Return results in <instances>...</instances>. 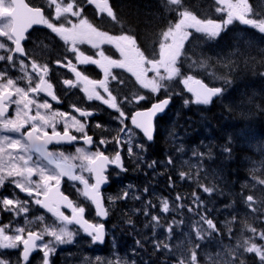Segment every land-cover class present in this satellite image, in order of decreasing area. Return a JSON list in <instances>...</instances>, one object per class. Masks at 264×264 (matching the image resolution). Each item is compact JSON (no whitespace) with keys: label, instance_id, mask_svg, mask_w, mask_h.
Segmentation results:
<instances>
[{"label":"snow or ice","instance_id":"snow-or-ice-1","mask_svg":"<svg viewBox=\"0 0 264 264\" xmlns=\"http://www.w3.org/2000/svg\"><path fill=\"white\" fill-rule=\"evenodd\" d=\"M173 3L174 0H167ZM87 3L94 5L99 13H106L108 17L116 19L109 0H87ZM219 5L217 12H226L227 18L223 23L213 20L201 21L195 17H191L184 13L182 18L178 19L175 30L172 31L167 39L169 45V55L160 62V65L152 68L154 76L157 79H142L137 77L138 84L151 92L159 94L161 90L168 89L166 81H172L181 76V68L178 66L180 53L183 52L185 44L189 38L195 33L205 34L209 40L217 39L221 36L223 29H226L234 21L238 20L242 25L251 26L257 29L259 33L264 34V19H249L248 15L252 11L248 0H217ZM49 7L54 6V20H64L71 25L66 27L64 23L57 26L52 20L47 18L41 7L30 6L25 0H0V8H3L5 14L0 15V38L10 42L14 47H9L5 42L0 41V50L8 55H0V61H7L12 67H15L14 54L25 57L27 54L23 47V42L28 39V34L34 26H45L60 37L66 45H69V51L75 54V61L65 57L66 63L60 60L56 63L74 74L75 79H64L63 85L68 88H77L86 96L88 101H99L108 109H112L117 114L113 117L118 121L120 128L117 136L114 138L117 149L113 155H106L98 146L95 151H86L84 147L75 149L76 155H65L63 151L52 152L48 150L50 144H72L78 140H82L83 144L91 147L94 143L93 136L87 132V118L94 116L96 113L82 109L73 105V110L80 118H85L82 122L70 112L52 110V103L48 99L41 101L39 97L44 94L50 97L51 101L59 103L54 86L47 79L49 75V67L47 64L39 65L35 61L31 62V74L27 71V65L24 60L19 61V70L24 73L23 77L11 78L8 76V69L0 71V188H4L6 182L18 189L19 192L26 194L32 198V203L46 209L51 216L54 217L52 223H44L45 217L36 218L42 228L33 230L32 220L27 219L26 214L29 212V201L19 199L15 193L8 195H0V206L5 212H10L14 216L25 214L23 225L13 226L11 222L0 225V250H15L22 248L20 253L23 264H29L33 253H42L41 264H51V255L57 251L58 245H66L74 243V238L79 232L73 230L70 226H79L92 243H104L105 225L103 223H94L85 218L86 207L74 202L69 195H65L61 191L63 178L74 182L73 187L91 206L95 208L97 217L106 218L108 210L104 205V197L102 195V186L109 182L108 168L115 166L121 171H127L124 167L121 149L123 144H127V152L129 156L136 155L133 151V141L136 138V131L139 130L147 141L154 139L155 120L158 115L165 114L166 109L172 102V92L162 98L151 103L150 107H139L132 111H127L128 105H141L149 99L143 94H132L118 98L109 88V80L117 81V76L112 70L119 65L113 63L112 58L105 54L103 45H112L123 55L121 42L119 40H110L106 34L101 33L98 28L88 22L86 18L79 19V23H73L70 17L79 18L82 16L83 8L71 2L63 3V0H48ZM88 44L95 49L94 55H86L80 50L79 45ZM155 63V62H154ZM206 63V62H205ZM78 65H95L103 73V79H90L82 71L78 70ZM162 65V66H161ZM147 66V65H146ZM204 66V64H201ZM35 74L36 82L33 81ZM27 81L25 87L18 84V80ZM188 93H191L192 99H184L185 106L189 104L210 105L214 97L220 96L224 89L222 87H210L202 80L196 79L192 75L184 77L181 81ZM122 83V81H120ZM102 90V91H101ZM103 93V94H102ZM106 94V95H105ZM15 106V115L10 116L9 110ZM43 110V111H42ZM34 112V114H33ZM63 124L62 131L57 126ZM96 128H103V125L97 123ZM47 129H51L49 133ZM82 134L81 136L73 135L72 131ZM120 133L124 134L122 139ZM9 134H16L15 136ZM108 141L100 139L99 145L107 147ZM141 152L146 151L144 143L135 145ZM230 149H225L229 152ZM35 155V159H34ZM196 155V153H194ZM199 155L203 156V153ZM142 159V157H140ZM79 160V164L72 163ZM42 161L46 163H42ZM172 163L169 158L168 164ZM156 161H152L148 166L154 167ZM51 166V167H49ZM79 169V173L77 172ZM88 173L93 182H89L82 173ZM38 179L34 180L33 177ZM184 172L180 173L181 179L185 178ZM171 181V177L169 178ZM78 182L81 188L76 187ZM264 184V180L259 181ZM131 187V185H129ZM203 192L211 194L215 189L213 187H205L201 185ZM147 192V189H145ZM127 191L123 192V196L128 197ZM193 203L202 205L203 201L193 192ZM43 197V199H41ZM134 199H140L134 196ZM109 200H115L116 197H108ZM177 200L181 197L178 195ZM248 201H252L253 197L249 195ZM151 202H149L150 204ZM251 207V205H249ZM155 207V205H152ZM62 209H68L70 215H66ZM164 213L169 212V203L165 199L162 202ZM189 212L193 209L190 207ZM144 215H149L148 211H144ZM201 221L207 225V229L217 231V226L213 219H209L202 215ZM235 219V218H233ZM151 220L159 226V216L152 215ZM132 223L131 220L128 221ZM248 230L254 235H259L264 240V232L257 233L255 227L248 226ZM167 231H172L169 225ZM203 228H197L196 234L200 239L204 238ZM209 235L211 233H208ZM49 237L51 239H46ZM138 245L141 241L137 240ZM156 249L161 248L160 244L155 245ZM196 247H199L197 245ZM163 248L167 249L168 245L163 244ZM242 250V251H241ZM243 252L255 253L261 264H264V244H257L251 237L238 241L237 248L232 251V255H242ZM0 264H12L6 255L0 251ZM19 264V262H18ZM127 264V262H125ZM180 264H185L180 261ZM187 264H198L197 253L193 250ZM235 264V261H233ZM239 264H244L243 260Z\"/></svg>","mask_w":264,"mask_h":264},{"label":"trees","instance_id":"trees-1","mask_svg":"<svg viewBox=\"0 0 264 264\" xmlns=\"http://www.w3.org/2000/svg\"><path fill=\"white\" fill-rule=\"evenodd\" d=\"M181 1L182 6L173 5L174 9L168 11L163 0H109L116 19H102L99 27L114 36L131 37L145 56L157 59L161 34L169 23L175 25L182 11L198 18H213L215 0ZM234 38L231 29L213 41L201 35L189 38L183 62L190 66L206 62L205 72L197 74L224 92L211 105L185 106L184 99L191 100L192 95L170 88L172 105L157 119L153 142L146 144L142 159L133 158L126 166L124 179L133 192L127 191L128 197L120 201L121 218L113 223L122 232L126 247L141 241L135 248L139 251L138 264L168 263V257L153 248L146 234L152 223L150 213L156 208L151 203L161 197L176 201L179 195L183 210L191 207L202 211L220 232L230 233L236 245L253 238L248 226L264 232V184L259 182L264 180V47L262 42L247 39L242 45ZM226 148L230 151L225 152ZM152 161L156 164L150 168ZM181 172L186 174L183 179ZM201 185L215 190L205 193ZM193 192L202 205L193 203ZM249 195L252 201L247 200ZM145 210L149 215H144ZM235 260L237 264L240 260L261 264L255 253L243 252Z\"/></svg>","mask_w":264,"mask_h":264},{"label":"flooded vegetation","instance_id":"flooded-vegetation-1","mask_svg":"<svg viewBox=\"0 0 264 264\" xmlns=\"http://www.w3.org/2000/svg\"><path fill=\"white\" fill-rule=\"evenodd\" d=\"M26 3H29L30 6L33 7H41L44 10V14L47 18L52 20L57 26H59L61 23H64L66 27H70L71 25L67 24V21L64 20V18H61V20H54V6L49 7L48 0H25ZM71 2V0H63V3ZM75 3L78 5V3L75 0ZM79 6L83 8L82 16L79 18L76 17H70L73 21V23H79V19L86 18L89 23H91L94 27L98 28V22L101 20V16H107L106 13H99L98 10L95 8L94 5H90L87 3V0H81L79 3ZM5 11L3 8H0V15L5 14ZM103 14V15H102ZM0 23H3V21H0ZM99 30V28H98ZM101 33H103L101 30H99ZM108 38V37H107ZM110 40H121L120 38H108ZM0 41L5 42L9 47H14L10 42H7L3 38H0ZM121 42V41H120ZM123 55H121L114 46L112 45H103V50L105 51V54L110 56L112 58L113 63L119 65V67H116L112 70L113 74L117 76L119 72L125 73L129 76L134 71L138 75V77L143 78V75L141 74L140 69L134 70L135 68L138 69L140 66V58L138 56V53L136 49L131 45L127 47H122ZM23 47L25 48L26 56L21 57L19 54H14V61H15V67H12L7 61H0V71L4 70L5 68L8 69V76L11 78H17V77H23L24 73L20 72L19 70V61L24 60L25 64L28 66L27 71L31 74V62L35 61L39 65H45L47 64L49 67V75L47 79L49 82H51L54 86V91L56 95L59 98V103L55 101H51L50 97H46L44 94H41L39 99L43 101L44 99H48L50 103H52V110H58V111H65L70 112L74 115H77V118L81 119L82 122L85 118H80L77 113L73 110V105L80 107L82 109H87L95 112L96 114L92 117L87 118L88 128L86 129L88 134L93 136V145L91 147H88L83 144L82 140L76 141L74 144L68 146V145H52L48 149L52 152H59L63 151L65 155L74 156L76 155L75 149L77 147H84L86 151H95L96 148L99 146L101 151H104L106 155H113L117 149V145L115 143V137L118 134V130L120 128V125L118 121L113 119L114 116H116L112 109H108L107 106L103 105L99 101H88L86 99V96L84 93L80 90L79 87L77 88H68L67 86L63 85L62 81L64 79H75L74 74L68 71L67 68L59 66L56 61L60 60L63 63H66V60L64 59L67 57L68 59H72L73 63H76L75 61V54L70 52L69 45H66L63 40L60 39L59 36H57L55 33L51 32L50 29L46 28L45 26H34L33 29L29 31L28 39L23 42ZM79 48L81 51H83L86 55H94L95 49H92L90 45L88 44H81L79 45ZM12 53H6L3 50H0V55H8ZM78 70L82 71L85 75H88L90 79L100 80L103 79V73L102 71L97 68L95 65H78ZM33 75V81L36 82L35 74ZM18 84L21 87H25L27 84V81L24 79L18 80ZM113 86V94L115 95L116 87L118 86L115 81L109 80V88L112 91ZM102 91V90H101ZM103 94V93H102ZM106 95V94H105ZM15 106L10 108L9 115L14 116ZM43 111V110H42ZM34 114V112H33ZM97 123H100L103 125V128H96L95 125ZM58 130L62 131L63 124H59L57 126ZM47 131L50 133L51 129H47ZM72 131L73 135H77L78 137L82 134L76 133L74 130ZM15 136L16 134H9ZM121 138H124V134L120 133ZM106 139L108 141H111L108 143L107 147L100 146L99 140L100 139ZM121 155L123 158V163L125 159V144L122 145L121 149ZM34 155V159H35ZM42 163H45L42 161ZM72 163L79 164V160H74ZM51 167V166H49ZM79 169H77V172L79 173ZM119 171L118 168L115 166H109L108 168V174L110 176L116 175V173ZM85 175L86 178H89V182L91 183L92 180L89 177L88 173H82ZM34 180H37L38 177L34 176ZM74 183V182H73ZM73 183L68 180H62L61 189L66 194L69 195L70 198L77 203H81L86 207V213L85 218H87L89 221L98 223V219L93 211V208L91 204L86 201L79 192L76 191V188L73 187ZM76 183L77 188H81L82 186ZM11 188H14L13 185L10 184ZM19 192L18 189H15ZM1 191H5V189L1 188ZM23 197H27L26 194L19 192ZM104 194L107 196L108 192H104ZM29 199L30 206H34L37 209H40L39 205H35L32 203V198L27 197ZM108 207H109V201ZM28 204V206H29ZM62 211L65 212L66 215H70V211L66 209H62ZM1 214H3L2 206H0V219ZM25 215V214H22ZM28 215V213L26 214ZM52 217V216H51ZM106 229L109 232V225L107 222H105ZM7 258L12 262V264H22L20 253L22 251V248H18L12 251L4 250ZM41 257L42 253L35 252L33 253L32 257L30 258V263H37L41 264Z\"/></svg>","mask_w":264,"mask_h":264},{"label":"rangeland","instance_id":"rangeland-1","mask_svg":"<svg viewBox=\"0 0 264 264\" xmlns=\"http://www.w3.org/2000/svg\"><path fill=\"white\" fill-rule=\"evenodd\" d=\"M165 2L168 8L173 9V5L177 4L178 0H174L173 3H168L167 0H165ZM215 2H216V7H222V5H219L217 3V0H215ZM254 3L257 8V14L261 16L259 17V19H261L262 16L264 15V0H254ZM184 13H187L191 17H195L194 15H192L191 13L187 11H182L180 18H182ZM226 18H227L226 12L215 11L212 20L218 23H223V20ZM234 22L233 24L229 25L227 28L234 25ZM175 27H176V23L175 25H172L166 31H164V33H162L161 56L159 60L157 61L158 62L157 65H160V62L163 61L170 54L167 37L172 31L175 30ZM251 30L255 31V29L251 27L244 28V30H242L241 28H236V31H237L236 42H239L238 41L239 36L249 41L255 40L256 42H258L260 35L257 33V38H254L250 34ZM190 31L195 32L194 30H190ZM202 35L206 36L205 34H202ZM239 43L244 45L242 41H240ZM258 44H261V43L258 42ZM201 64H204V63L192 64L191 66L192 73L188 72V73H185L184 75L181 74L180 77H177L174 80L170 81L171 85H173L172 87L185 89L183 83L181 82L182 79L188 75H192L195 78H197L194 75V72L196 71L204 72L205 70V64L204 66H201ZM157 65H155L153 68L157 67ZM157 78H158V75L155 76L154 78L147 77V79H157ZM124 186H127V185H124ZM109 197H116V199L113 201H116L118 199L117 194L110 195ZM163 200L165 199L160 198L159 202L151 203L152 205H155V206L160 205L159 209L156 210L155 213L154 212L150 213L151 215L159 216L160 220H159V226L156 225L155 221H152L153 226L150 227L149 230H146V234L150 236L149 242L153 243V248L155 250H157L155 245L160 244L161 248L158 251H161V253L165 256L172 257L168 260V264H180V261H184L185 264H187V261L190 259V254L193 250H195L197 253L198 264H233V261H235V259L239 256V254L236 256H233L231 254L232 251L236 249L235 243L232 242L231 240H228V238L227 240L223 238L222 237L223 234H221L218 230L213 232L212 230L207 229V225L204 224L203 221H201L200 219L202 215L206 216L202 211L194 212L193 210L192 212H189V211H186L185 209L183 210L181 206L182 200H178V202H172L166 199L169 203L170 210L169 212L164 213L161 210ZM109 205L114 208L113 204L112 205L109 204ZM174 211L176 213L177 212L180 213L179 211H181V213L179 214V216L173 219H171L170 217H167V215L171 214ZM3 214L9 217L7 223L11 222L14 227L17 225L24 224V221L21 215L14 216L12 213L5 212V211H3ZM39 216L45 217L44 223H52L54 221L53 218H50L44 214H41L40 212H37V216L33 218L28 216V219L34 222L32 224L33 230L34 229L38 230L39 228L43 227V224H41L39 221L36 220V218ZM2 224H6L4 220L2 223H0V225ZM169 225L172 226V231L170 233L167 231ZM70 227L73 230H76L72 226ZM112 227H113L114 236L111 237V240H109V242H110V246H113V249H116L117 248V244L115 243L116 235L114 232V226ZM197 228H203L205 230V232L203 233L204 235L203 239H200L197 236L196 234ZM208 233H211V234L209 235ZM230 236L232 237V235ZM46 239H51V238L46 237ZM253 239L258 245L264 244V240H261L259 238V235H254ZM92 244L93 243H91V241H89L88 239H86L79 233V235H77L74 238V243L66 244V245H58L57 250L62 251L61 254L62 256H64V254L66 253L64 251L72 248L69 251L70 254L67 255L66 258L63 260V261L70 262L72 264H99V263L100 264H125V262H127V264H138L139 251L135 249V246H133L132 248L122 250L123 253L116 252L112 255H109L110 257H107V256L104 257L103 255L99 253L92 252V250L95 249V247ZM163 244H167L168 248L167 249L163 248ZM197 245H199V247H196Z\"/></svg>","mask_w":264,"mask_h":264},{"label":"water","instance_id":"water-1","mask_svg":"<svg viewBox=\"0 0 264 264\" xmlns=\"http://www.w3.org/2000/svg\"><path fill=\"white\" fill-rule=\"evenodd\" d=\"M215 98H216V97H214L213 100H214ZM168 107H169V106H168ZM167 109H168V108H167ZM167 109H166V110H167ZM158 116H159V115H158ZM158 116H157V117H158ZM42 199H43V197H42ZM102 219H105V218H102Z\"/></svg>","mask_w":264,"mask_h":264}]
</instances>
